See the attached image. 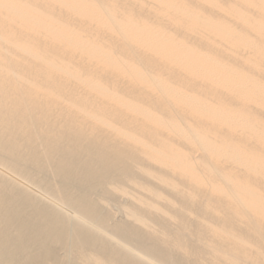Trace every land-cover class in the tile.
I'll return each mask as SVG.
<instances>
[{
  "label": "bare ground",
  "instance_id": "1",
  "mask_svg": "<svg viewBox=\"0 0 264 264\" xmlns=\"http://www.w3.org/2000/svg\"><path fill=\"white\" fill-rule=\"evenodd\" d=\"M0 264H264V0H0Z\"/></svg>",
  "mask_w": 264,
  "mask_h": 264
},
{
  "label": "rangeland",
  "instance_id": "2",
  "mask_svg": "<svg viewBox=\"0 0 264 264\" xmlns=\"http://www.w3.org/2000/svg\"><path fill=\"white\" fill-rule=\"evenodd\" d=\"M38 195V194H37ZM39 196V195H38ZM40 198H41V196H40ZM43 198V197H42ZM43 200H45V198L43 199ZM53 204V203H52Z\"/></svg>",
  "mask_w": 264,
  "mask_h": 264
}]
</instances>
